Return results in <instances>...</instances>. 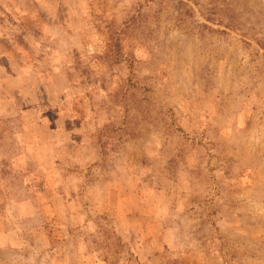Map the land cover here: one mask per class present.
<instances>
[{
	"label": "rangeland",
	"instance_id": "1",
	"mask_svg": "<svg viewBox=\"0 0 264 264\" xmlns=\"http://www.w3.org/2000/svg\"><path fill=\"white\" fill-rule=\"evenodd\" d=\"M0 264H264V0H0Z\"/></svg>",
	"mask_w": 264,
	"mask_h": 264
}]
</instances>
